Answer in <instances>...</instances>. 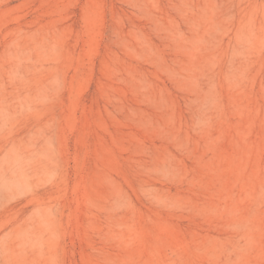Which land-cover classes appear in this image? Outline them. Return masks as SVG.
Wrapping results in <instances>:
<instances>
[{"label":"rangeland","instance_id":"obj_1","mask_svg":"<svg viewBox=\"0 0 264 264\" xmlns=\"http://www.w3.org/2000/svg\"><path fill=\"white\" fill-rule=\"evenodd\" d=\"M0 264H264V0H0Z\"/></svg>","mask_w":264,"mask_h":264}]
</instances>
